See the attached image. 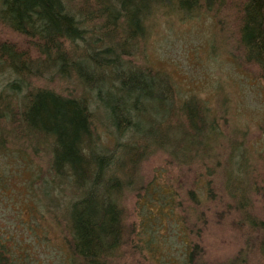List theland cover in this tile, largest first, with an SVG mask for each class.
I'll return each instance as SVG.
<instances>
[{"label": "trees", "instance_id": "16d2710c", "mask_svg": "<svg viewBox=\"0 0 264 264\" xmlns=\"http://www.w3.org/2000/svg\"><path fill=\"white\" fill-rule=\"evenodd\" d=\"M234 2L0 0V25L25 41L24 48L0 42V154L10 151L24 164L28 154L46 157L49 168L26 174L22 195L36 190L58 211L64 256L56 264H121L125 254L136 263L170 264L158 246L153 208L176 217L183 264H213L205 260L202 234L214 214L236 216L244 235L222 264H252L253 257L264 264V216L256 215L264 214V148L250 159L215 118L207 121L199 98L181 101L165 73L137 63L158 12L203 10L226 34L236 65L251 67L264 83V0ZM158 153L196 171L195 188L179 184L176 192L160 171L145 182L140 167ZM126 196L135 198L138 216L130 227ZM33 208L28 215L38 228L44 214ZM33 240L1 231L0 264H44Z\"/></svg>", "mask_w": 264, "mask_h": 264}, {"label": "rangeland", "instance_id": "374dc122", "mask_svg": "<svg viewBox=\"0 0 264 264\" xmlns=\"http://www.w3.org/2000/svg\"><path fill=\"white\" fill-rule=\"evenodd\" d=\"M70 1L76 3L80 0ZM234 3L236 2L233 0V5ZM231 9L233 12L232 7ZM220 32L214 16L203 10L192 16L176 12L165 15L158 12L145 42L142 58L137 63L165 73L181 101L189 96L199 98L208 107L207 121L215 118L219 129L223 130L222 134L241 141L249 153V158L253 160L264 148V83L253 75L255 71L251 67L236 65L229 51L226 34ZM0 42L25 47L24 38L1 25ZM4 79L0 77V81L4 82ZM2 124L5 132L7 127L5 123ZM200 136L204 134L200 132ZM209 136L219 135L214 133ZM102 140L107 145L111 144L109 137ZM9 154L10 151L0 154V175L10 174L5 180L6 195L0 193V232L14 233L17 238H24L28 242L35 239L38 241L33 249L36 258L44 264H56L64 256L58 229L60 226L54 215L58 211L53 210V207H46L47 201L36 190L34 194L30 192L25 197L22 195L30 178L26 174L46 171L49 168L48 161L43 154L37 157L28 154L26 163H31L29 170L28 167L24 168V157L15 158L8 156ZM159 171V179L176 192L179 184L183 189H193L194 182L199 181L196 171L186 172L185 168L168 162L160 153L151 156L140 167L145 182L150 181ZM13 172L15 175L12 178ZM33 203L44 214V217H40L43 219H40L41 226L38 228L29 219V215L34 213ZM124 207L127 226L138 223L133 196L124 197ZM256 215L264 216L259 212ZM151 216L155 218L157 228L161 229L158 231L159 238L162 239L158 244L160 251L165 253L170 264H183L181 260L185 246L176 235V217L166 213L162 216L155 208ZM211 217L213 218L209 220L202 234L205 260L222 264L240 249L244 235L235 226L236 216L233 214H214ZM136 257L125 254L121 264H143L141 261L136 263ZM256 263L257 260L253 257L252 264Z\"/></svg>", "mask_w": 264, "mask_h": 264}]
</instances>
